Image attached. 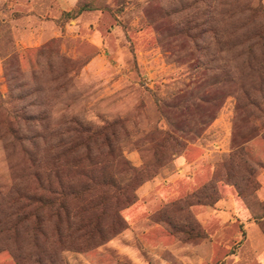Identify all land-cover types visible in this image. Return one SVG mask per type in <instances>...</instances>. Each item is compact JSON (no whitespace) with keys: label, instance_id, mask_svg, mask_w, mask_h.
Wrapping results in <instances>:
<instances>
[{"label":"rangeland","instance_id":"1","mask_svg":"<svg viewBox=\"0 0 264 264\" xmlns=\"http://www.w3.org/2000/svg\"><path fill=\"white\" fill-rule=\"evenodd\" d=\"M78 129L152 175L113 237L36 210ZM0 264H264V0H0Z\"/></svg>","mask_w":264,"mask_h":264},{"label":"trees","instance_id":"2","mask_svg":"<svg viewBox=\"0 0 264 264\" xmlns=\"http://www.w3.org/2000/svg\"><path fill=\"white\" fill-rule=\"evenodd\" d=\"M76 131L78 135L73 141L74 147L83 146L84 148H89L90 145H103L107 147V154L100 158L91 154L88 150L82 156H75L70 161L71 166L74 167L75 175L82 173V168H84L87 171L85 175H87L88 180L86 185L72 188L70 195L77 198L78 201V204L73 208H70L68 202H66L68 190H66L62 178L58 176V188H56L53 184V178H56L57 174H53L52 170L50 171L46 168L42 177L40 176L39 178L43 194L37 199L40 204V207L36 209L37 213L47 210L59 221V227H61V222L64 220L63 217L70 219L73 216L77 220L76 230L84 231L83 238L88 241H95L93 237L96 236V232L99 233L101 231L99 220L108 212H111L116 218V223L113 225L115 228H112L113 230L110 234L113 237L127 227L126 222L120 216V211L136 201L135 189L144 183L145 180L151 178L152 175L145 171H136L131 168L129 163L121 157L120 153L117 154L111 138L102 129L88 137L81 134L90 130L83 129L81 131V129H78ZM171 139L172 137L168 135V141ZM97 165H101L100 168L104 167L106 170L108 167L110 172L101 174L100 171L99 174V170L95 168ZM113 168L119 169V171L112 172ZM122 174L129 176L126 183L121 182L120 175ZM133 181L135 183L132 185ZM32 201H34V198H32ZM27 207L29 206L27 205ZM28 219V216L21 218V221L16 222V224H21ZM93 222L95 223L93 224ZM68 228L71 229L70 224ZM103 239L101 238L100 241Z\"/></svg>","mask_w":264,"mask_h":264},{"label":"crops","instance_id":"3","mask_svg":"<svg viewBox=\"0 0 264 264\" xmlns=\"http://www.w3.org/2000/svg\"><path fill=\"white\" fill-rule=\"evenodd\" d=\"M181 177H182V176H181ZM181 177L179 176L180 179H181ZM168 185H169V183H168ZM191 187H192V183L189 182V183H187V184H184L183 188H180V187H179V191L176 190V191L174 192V188H172L173 190H170V191H172V192L168 191V198L171 197L170 195L180 194V191H181V190L183 191V189L186 190V191H188V190L191 189ZM169 192H170V193H169ZM232 202H233V201H232ZM233 203H234V202H233Z\"/></svg>","mask_w":264,"mask_h":264}]
</instances>
